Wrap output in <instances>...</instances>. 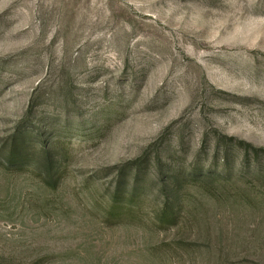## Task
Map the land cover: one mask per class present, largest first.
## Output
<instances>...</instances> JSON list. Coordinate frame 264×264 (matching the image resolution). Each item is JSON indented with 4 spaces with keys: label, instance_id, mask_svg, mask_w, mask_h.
<instances>
[{
    "label": "rangeland",
    "instance_id": "1",
    "mask_svg": "<svg viewBox=\"0 0 264 264\" xmlns=\"http://www.w3.org/2000/svg\"><path fill=\"white\" fill-rule=\"evenodd\" d=\"M29 104L64 162L0 167V259L264 264V0H0V148ZM139 158L133 217L109 218Z\"/></svg>",
    "mask_w": 264,
    "mask_h": 264
},
{
    "label": "trees",
    "instance_id": "2",
    "mask_svg": "<svg viewBox=\"0 0 264 264\" xmlns=\"http://www.w3.org/2000/svg\"><path fill=\"white\" fill-rule=\"evenodd\" d=\"M33 105L29 104L23 114L22 122L16 126V128L9 134V137L4 141L3 146L0 148V167L8 173H22L23 170L30 164V160L33 157V152L38 151L41 155V160L39 161L40 169H42L43 174L49 182H58L59 176L61 175L62 164L64 162L63 157L58 151V141L53 139L51 143H48L45 138L36 144L32 142L33 130L26 124V120L33 113ZM40 136V135H39ZM251 147V145H247ZM256 154L264 152L262 148H256ZM142 162L140 158L135 160V166L130 167L128 177L122 173V170H119L117 175V181L114 186V190L109 198V203L107 207V215L109 218L114 220H122L125 216L133 217L132 207L136 202L135 191L137 185L140 183L142 178V171L140 168ZM140 164V165H139ZM207 171L210 172L211 163H206ZM170 171L168 178H172L169 181L170 189L166 187L160 190L159 200L160 204L158 211H156L155 219L158 221V224L161 226L163 224L175 225L179 219V200L182 194L181 188L177 186L179 179L177 178L178 174L175 173L174 165L170 166ZM160 168H157L158 176H160ZM12 171V172H11ZM156 172V171H155ZM208 178V176L206 175ZM167 178V177H166ZM164 177L163 181H166ZM129 186L131 189L130 192H125V187ZM126 203L125 207L123 205ZM132 203V204H131ZM43 258L32 260L30 262H21V261H8L0 259V264H41Z\"/></svg>",
    "mask_w": 264,
    "mask_h": 264
}]
</instances>
